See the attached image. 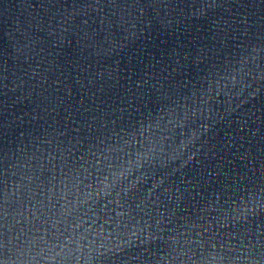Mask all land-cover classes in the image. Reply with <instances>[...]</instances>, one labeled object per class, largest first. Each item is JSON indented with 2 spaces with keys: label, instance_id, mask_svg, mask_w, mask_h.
<instances>
[{
  "label": "water",
  "instance_id": "1",
  "mask_svg": "<svg viewBox=\"0 0 264 264\" xmlns=\"http://www.w3.org/2000/svg\"><path fill=\"white\" fill-rule=\"evenodd\" d=\"M0 264H264V0H0Z\"/></svg>",
  "mask_w": 264,
  "mask_h": 264
}]
</instances>
